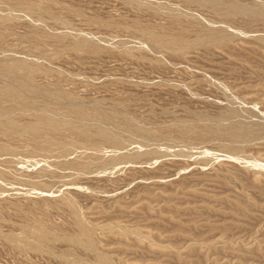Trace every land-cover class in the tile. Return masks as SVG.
<instances>
[{
  "label": "rangeland",
  "instance_id": "rangeland-1",
  "mask_svg": "<svg viewBox=\"0 0 264 264\" xmlns=\"http://www.w3.org/2000/svg\"><path fill=\"white\" fill-rule=\"evenodd\" d=\"M169 11L182 12L177 25ZM242 24L229 23L221 44L199 45L197 31L223 23L184 0H0V66L17 56L42 65L47 71L34 84L44 94L66 93L55 105L63 112L98 109L153 133L195 119L230 124L225 114L236 106L244 112L236 122L259 135L240 157L205 141L186 142L197 157H141L114 172L92 165L71 175L54 163V177L63 179L54 185L37 165L16 166L0 189V264H264V24ZM145 28L167 38L182 29L186 46L152 43ZM74 37L88 46L73 48ZM56 137L75 138L70 130ZM33 138L0 135V144L30 152ZM74 207L91 244L78 238ZM31 220L52 234L27 228Z\"/></svg>",
  "mask_w": 264,
  "mask_h": 264
},
{
  "label": "bare ground",
  "instance_id": "bare-ground-1",
  "mask_svg": "<svg viewBox=\"0 0 264 264\" xmlns=\"http://www.w3.org/2000/svg\"><path fill=\"white\" fill-rule=\"evenodd\" d=\"M184 3L186 7L195 4L201 8H210L223 23V28H205L197 31L199 45L223 43L228 37L226 30L229 27L228 24L236 19H241L242 27L247 29L256 22L264 24V2L260 0L245 5L238 0H184ZM7 6L11 7L10 4ZM35 9L25 7L23 11L30 13ZM181 13L169 11L173 18V25H177L181 21L183 17ZM209 23L211 24V22ZM144 33L148 34L152 43L168 49L179 50L186 46L183 41L182 29L173 31L174 35L170 38H167L163 33L156 34L146 28ZM64 38V35L57 37L59 41ZM88 41L87 38L74 37L72 47L76 49L86 47ZM13 55L15 56V54ZM46 71L42 65L29 62L21 56L6 60L4 65L0 66V78L7 82L6 85L0 86V135L12 137L19 132H29L34 137L31 140L34 148L30 152H22L23 150L18 152L8 144H0V168H3V173L0 176V189L3 186L9 187L6 185L7 183H4L3 176L6 173L14 172L16 166L34 168L37 165L40 173L51 177V182L54 185L55 182L62 179L60 176L54 177V169H56L54 163L63 165L71 175L89 171L92 165L100 173L114 172L126 163L141 159V157H145L144 159H148L151 163L173 155L186 159H191L192 156L197 157L199 151L195 148H186V142L202 144L205 141L217 142L220 153L240 157L241 146L252 139L259 138V135L251 132V129V131L247 130L236 122V119L244 114L236 106L225 114V117L233 120V123L230 124L224 122L213 126L206 119H195L183 125L168 126L162 131L153 133L132 119H120L115 114L98 109L88 111L75 107L63 112L55 105L59 99L65 98L66 93L56 89L54 92L44 94L34 84L37 74ZM4 101L8 102L7 106L3 104ZM19 115L33 117L34 122L25 125L18 124L16 118ZM64 130H70L75 137L74 140L56 137L57 133ZM39 133H43L44 137L36 138ZM80 157H83V161L78 159ZM15 171L18 172V169L16 168ZM28 182L39 187L36 180H32V182L28 180ZM77 212L74 207L73 213L76 217L78 238L91 244L93 242L92 232L77 217ZM25 224L27 228L37 230L44 239L52 234L51 228L42 220H31ZM23 242L16 241L15 243L22 245ZM99 262L100 264H111L101 258Z\"/></svg>",
  "mask_w": 264,
  "mask_h": 264
}]
</instances>
